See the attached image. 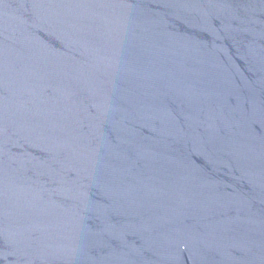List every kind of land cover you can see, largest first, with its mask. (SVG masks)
Returning a JSON list of instances; mask_svg holds the SVG:
<instances>
[{"label":"water","instance_id":"1","mask_svg":"<svg viewBox=\"0 0 264 264\" xmlns=\"http://www.w3.org/2000/svg\"><path fill=\"white\" fill-rule=\"evenodd\" d=\"M0 264H264V0H0Z\"/></svg>","mask_w":264,"mask_h":264}]
</instances>
